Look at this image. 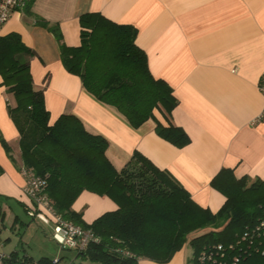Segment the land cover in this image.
<instances>
[{"label":"crops","instance_id":"0c3cea01","mask_svg":"<svg viewBox=\"0 0 264 264\" xmlns=\"http://www.w3.org/2000/svg\"><path fill=\"white\" fill-rule=\"evenodd\" d=\"M28 11L11 12L0 35L16 32L33 51L30 72L34 87L43 91L49 123L62 113L74 114L88 130L107 139L106 153L117 168L138 151L212 212L225 200L210 184L221 168H231L236 177L264 178V121L252 123L264 107L259 88L264 0H33ZM84 12H100L137 29L135 42L146 54L148 70L165 80L177 99L170 122L187 133V144L178 147L159 136L154 119L130 126L114 108L89 94L77 75L66 71L60 43L79 44V15ZM36 17L56 25L61 40L37 24ZM1 81L0 76V199L24 209L19 132L9 111L14 100ZM154 116L168 124L158 110ZM116 207L108 196L88 190L71 206L86 223ZM185 247L167 262H138L192 264Z\"/></svg>","mask_w":264,"mask_h":264},{"label":"trees","instance_id":"16d2710c","mask_svg":"<svg viewBox=\"0 0 264 264\" xmlns=\"http://www.w3.org/2000/svg\"><path fill=\"white\" fill-rule=\"evenodd\" d=\"M32 2L27 0L26 11ZM36 23L61 40L56 25L40 17ZM79 26L77 46L60 43L66 71L77 75L89 94L114 108L130 126L154 119L159 136L178 147L187 144V133L170 122L177 99L170 85L148 70L146 54L135 42L137 29L100 12L80 14ZM32 54L18 33L0 35L1 85L14 100L9 111L19 132L22 167L44 178V192L57 214L91 229L97 238L83 250H74L78 256L98 264H139V258L163 263L189 244L192 264H205L199 258L203 250L226 264L234 257L235 264H264V231H256L264 221V178L236 177L231 168H221L210 184L225 200L212 212L138 151L117 168L106 153L107 139L88 130L74 114L62 113L49 123L43 91L33 85L28 60ZM155 110L167 125L155 118ZM83 190L108 196L117 207L86 223L71 208ZM216 244L223 249L215 251ZM10 255L15 264L54 261Z\"/></svg>","mask_w":264,"mask_h":264},{"label":"built area","instance_id":"2783aa9c","mask_svg":"<svg viewBox=\"0 0 264 264\" xmlns=\"http://www.w3.org/2000/svg\"><path fill=\"white\" fill-rule=\"evenodd\" d=\"M26 2L27 0H0V27L11 12L23 10L26 6ZM259 88L262 94H264V72H262L260 76ZM256 121H264V107H262L260 113L252 123ZM21 173L24 176L22 192L29 199V201H27L26 212L32 218H38L43 223L52 225L53 240L63 248L77 251L83 250L90 242L97 241L91 229L84 228L65 219L54 211L44 192V178L35 175L31 169L25 167L21 168ZM260 228L264 231V221L256 226V231H260ZM214 249L215 251H221L223 249L222 244H216ZM199 258L201 262L205 264H226L218 261L213 253L207 250H203ZM237 261L238 258L234 257L230 264H235ZM0 264L15 263L12 261V256L10 254L0 253Z\"/></svg>","mask_w":264,"mask_h":264},{"label":"rangeland","instance_id":"374dc122","mask_svg":"<svg viewBox=\"0 0 264 264\" xmlns=\"http://www.w3.org/2000/svg\"><path fill=\"white\" fill-rule=\"evenodd\" d=\"M185 248L187 255L191 257V246L186 244ZM12 252L19 258L26 255L34 261L43 256L50 257L54 259L53 264H98L78 256L74 250L63 248L53 240L51 224L30 217L14 201L0 199V253Z\"/></svg>","mask_w":264,"mask_h":264}]
</instances>
